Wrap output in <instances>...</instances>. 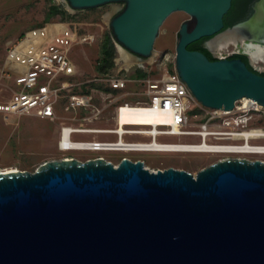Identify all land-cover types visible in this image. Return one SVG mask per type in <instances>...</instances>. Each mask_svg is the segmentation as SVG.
I'll use <instances>...</instances> for the list:
<instances>
[{"label": "water", "instance_id": "obj_1", "mask_svg": "<svg viewBox=\"0 0 264 264\" xmlns=\"http://www.w3.org/2000/svg\"><path fill=\"white\" fill-rule=\"evenodd\" d=\"M232 1L66 0L74 11L122 4L108 26L138 59L151 57L171 14L186 13L174 68L196 101L229 111L250 98L264 107V76L208 46L251 21L262 0L224 29ZM204 38L214 61L188 48ZM0 264H264V161L226 158L192 174L98 157L1 172Z\"/></svg>", "mask_w": 264, "mask_h": 264}, {"label": "rangeland", "instance_id": "obj_2", "mask_svg": "<svg viewBox=\"0 0 264 264\" xmlns=\"http://www.w3.org/2000/svg\"><path fill=\"white\" fill-rule=\"evenodd\" d=\"M122 4L104 5L101 7L77 10L70 9L66 0H0V93L8 97L13 91V67L8 58V45L22 33L42 25L55 22L67 24L76 36L70 53V69L64 80L71 84L72 92L91 98V105L85 108L69 107V96L65 92L56 102L55 115L52 118H41L34 113L0 112V173L6 171L33 172L40 165L49 161L76 159L86 161L98 156L117 165L124 157L132 161L141 160L145 167L152 171L168 167L182 169L192 174L225 157H245L264 160V156H227L190 152H92L60 150L59 142L63 127L77 130H98L115 128V107L120 103L145 102L147 79H158L165 73H173L175 46L180 26L189 16L184 12L171 14L162 25L154 44L159 53L154 58L142 59L144 67L128 66L119 62V52L114 58L113 67L101 72L102 45L111 35L108 14L112 8ZM51 7H60L66 14L57 13L48 16ZM61 9V10H62ZM120 50V49H119ZM214 53V52H213ZM230 58L237 51L234 46L225 50ZM167 54V57H165ZM214 55L219 57L216 53ZM259 72H264V65H253ZM145 74L144 78L136 75ZM125 78L123 89H113L108 78ZM254 125L264 128V112L256 117ZM74 141L115 140L111 133H72ZM125 141H138L137 136H124ZM157 142L195 143L197 138L159 136ZM264 144V141L252 142Z\"/></svg>", "mask_w": 264, "mask_h": 264}, {"label": "built area", "instance_id": "obj_3", "mask_svg": "<svg viewBox=\"0 0 264 264\" xmlns=\"http://www.w3.org/2000/svg\"><path fill=\"white\" fill-rule=\"evenodd\" d=\"M75 41L76 36L67 24L55 22L32 28L10 42L8 58L13 67L15 91L8 97L0 93V112H31L41 118H52L55 115L57 99L65 92L70 99L69 107H89L92 97L73 93L71 84L63 79L70 69V53ZM119 49L118 47L120 57L117 61L126 65ZM140 60V63L133 65L144 67L145 63ZM108 81L113 89L118 90L125 88L127 80L110 77ZM145 82L148 100L120 103L114 110L115 128L98 129L111 131L101 133H111L116 136L115 140L72 142L71 135L77 129L63 127L60 150L74 151V144H77L83 147L79 151L118 152L124 155L133 152L264 155V144L252 143L264 141V128L254 125L256 117L264 112V107L257 102L242 98L229 111L203 107L176 71L165 73L158 79H147ZM124 108L132 109L131 112L141 117L158 115L163 118V122L121 126L117 119ZM65 129H68V144H62ZM124 136H137L149 141H125ZM159 136L191 137L199 139V142L163 143L157 142ZM226 158L232 157L219 160Z\"/></svg>", "mask_w": 264, "mask_h": 264}, {"label": "bare ground", "instance_id": "obj_4", "mask_svg": "<svg viewBox=\"0 0 264 264\" xmlns=\"http://www.w3.org/2000/svg\"><path fill=\"white\" fill-rule=\"evenodd\" d=\"M119 8L114 6L111 12L108 14V17H111L114 12H116ZM256 15L251 19V21L238 26L233 30L226 31L221 33L214 39L208 42V46L211 50L216 53L219 57L225 58L227 54L225 50L230 46H234L237 51H243L246 55H248L252 65L263 64L264 65V0H262L259 4L256 5ZM121 58L127 62L128 66H132L133 64L140 63L141 60L138 59L135 55L131 54L127 50L120 49ZM156 55H159L155 50L152 52L150 59L154 58ZM167 57V54H165ZM250 99V98H244ZM252 100V99H250ZM130 108H124L121 116L117 119V123L122 125H130V124H161L163 122V118L160 116H152V117H141L138 116ZM68 129H65L64 138L62 144H68L67 139ZM73 132V131H72ZM74 132H82V133H101V132H111V131H102V130H77ZM70 141H74L70 139ZM74 149L82 150L83 147L80 145L74 144ZM250 156V155H249ZM253 156V155H252ZM256 156H264V155H256ZM13 172L6 171L2 173Z\"/></svg>", "mask_w": 264, "mask_h": 264}, {"label": "trees", "instance_id": "obj_5", "mask_svg": "<svg viewBox=\"0 0 264 264\" xmlns=\"http://www.w3.org/2000/svg\"><path fill=\"white\" fill-rule=\"evenodd\" d=\"M253 0H233L232 7L228 11V13L224 16V29L233 26L239 19H243L249 13V3ZM62 9V8H61ZM60 7H51L48 13V16H53L57 13L66 14V11L61 10ZM116 42L113 37L110 35L106 38L102 45V61L103 65L101 67V72H105L106 69L113 67L114 58L117 54ZM190 50L197 49L198 51L203 52L210 60H216L215 57L205 48L201 47L200 41L192 43L188 46ZM230 58H240L242 61L246 63L248 68L252 71L259 73L264 76V72L256 71L249 63L248 57L245 54H234ZM138 78H144L145 74L136 75Z\"/></svg>", "mask_w": 264, "mask_h": 264}, {"label": "flooded vegetation", "instance_id": "obj_6", "mask_svg": "<svg viewBox=\"0 0 264 264\" xmlns=\"http://www.w3.org/2000/svg\"><path fill=\"white\" fill-rule=\"evenodd\" d=\"M257 0H253V1H251L250 3H249V13L247 14V16L246 17H244L243 19H239V21H237L236 23H238V22H241V21H244V20H246V19H248L249 17H250V15L252 14V7H253V5H254V3L256 2ZM235 23V24H236ZM206 38H204V39H201L200 40V45H201V47H203V48H205V42H206ZM193 50H197V49H193ZM243 52V51H242ZM235 54H240V53H235ZM241 54H244V53H241ZM214 57V56H213ZM253 66V65H252ZM254 68V67H253Z\"/></svg>", "mask_w": 264, "mask_h": 264}]
</instances>
